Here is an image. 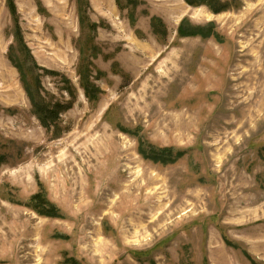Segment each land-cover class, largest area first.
<instances>
[{"label": "rangeland", "instance_id": "obj_1", "mask_svg": "<svg viewBox=\"0 0 264 264\" xmlns=\"http://www.w3.org/2000/svg\"><path fill=\"white\" fill-rule=\"evenodd\" d=\"M135 1L89 0L95 102L78 0H15L38 67L59 74L38 70L43 94L74 102L57 133L8 58L0 0V264H264V0ZM184 20L212 35L181 36ZM141 141L184 155L155 164ZM36 195L60 218L26 206Z\"/></svg>", "mask_w": 264, "mask_h": 264}, {"label": "trees", "instance_id": "obj_2", "mask_svg": "<svg viewBox=\"0 0 264 264\" xmlns=\"http://www.w3.org/2000/svg\"><path fill=\"white\" fill-rule=\"evenodd\" d=\"M120 1L121 0H116L119 8ZM130 1L133 3L136 2L135 0ZM187 1L190 5L196 6V3L193 0ZM204 3L209 4L212 10H214L215 12H219L225 8L218 5V3H213V0H209V2L206 0H201L199 5ZM6 5L14 22V31L12 36L14 39V43L16 44L15 46L11 45V47L9 48L8 58L20 74V81L23 89L30 101L33 112L42 127L47 131L53 132V130H55L57 133H61L63 132L62 128L60 127L61 116L72 109L74 102L66 103L61 101H53L52 99H48V97L43 94L41 81L42 75L39 74L38 70H43L44 72L55 76H59V74L47 72L44 69L38 67L37 62L31 53V50L28 48L24 40L15 0H6ZM89 8V0H78V12L81 30H88L90 34V42L88 45L89 48H83L81 51L82 56L80 65L78 67V74L80 76L82 82L81 86L84 89L86 97L89 101L96 102L99 100V95L102 93V91H100L90 80L92 74L90 70L91 63L89 59L85 57V55L87 52H89V49L94 50L96 48L94 43L98 28L100 26L91 21L88 12ZM130 20L132 21V24L135 23V18L131 14ZM152 23L154 32L161 35V30H163V33H166L164 30V24L161 19L153 18ZM179 32L183 37L198 36L207 38L212 35L211 28L206 29L194 27L191 29H187V27H185V20L182 22ZM65 80L64 82L66 84L70 83L69 81H67V79ZM66 90L71 94L72 99L75 100L76 96L73 88L71 86L66 87ZM140 155L144 159L149 160L155 164L168 165L175 163L184 155V152L176 151L175 149H158L146 142L141 141ZM26 206L38 213L40 216L60 218L56 207L49 203L42 195H36L35 197H33V199L28 202Z\"/></svg>", "mask_w": 264, "mask_h": 264}]
</instances>
